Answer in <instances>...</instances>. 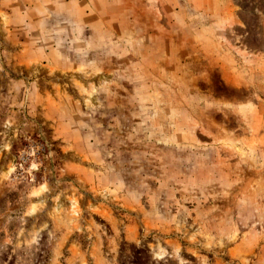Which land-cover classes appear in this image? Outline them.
<instances>
[{
    "label": "rangeland",
    "instance_id": "obj_1",
    "mask_svg": "<svg viewBox=\"0 0 264 264\" xmlns=\"http://www.w3.org/2000/svg\"><path fill=\"white\" fill-rule=\"evenodd\" d=\"M0 264H264V0H0Z\"/></svg>",
    "mask_w": 264,
    "mask_h": 264
}]
</instances>
